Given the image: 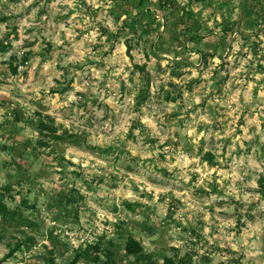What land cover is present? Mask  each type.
<instances>
[{
	"label": "rangeland",
	"instance_id": "rangeland-1",
	"mask_svg": "<svg viewBox=\"0 0 264 264\" xmlns=\"http://www.w3.org/2000/svg\"><path fill=\"white\" fill-rule=\"evenodd\" d=\"M261 180L264 0H0V264H264Z\"/></svg>",
	"mask_w": 264,
	"mask_h": 264
},
{
	"label": "trees",
	"instance_id": "trees-1",
	"mask_svg": "<svg viewBox=\"0 0 264 264\" xmlns=\"http://www.w3.org/2000/svg\"><path fill=\"white\" fill-rule=\"evenodd\" d=\"M132 45L128 42V50H131ZM17 68L13 67V72H16ZM57 139H62L61 136H56ZM262 185L264 186V181L261 180ZM13 212L10 208H8V205L5 204L1 199H0V215H3L4 217H9L12 215ZM126 250L130 255H134L137 258L143 257V260H150L149 262H146V264H155L153 260L150 259L151 255L145 253L144 246L141 241H139L135 236L129 235L126 243ZM14 251H12L13 253ZM79 259L75 258L71 264H76V261ZM164 264H178L175 259L171 257H166Z\"/></svg>",
	"mask_w": 264,
	"mask_h": 264
}]
</instances>
